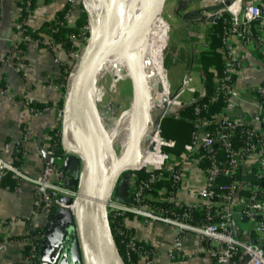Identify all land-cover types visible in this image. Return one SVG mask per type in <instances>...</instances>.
Listing matches in <instances>:
<instances>
[{
    "label": "built area",
    "instance_id": "1",
    "mask_svg": "<svg viewBox=\"0 0 264 264\" xmlns=\"http://www.w3.org/2000/svg\"><path fill=\"white\" fill-rule=\"evenodd\" d=\"M76 0H67L70 10H74ZM221 5L220 11L207 16L211 20L222 19V36L217 53L221 58V68L213 70V92L207 103L200 104L205 96V90L200 92L199 98L191 100L187 105L182 104L179 98L184 93H195V88L190 86L185 79L179 91L174 96H169L159 117L152 120L150 131L142 140L140 162L136 172L146 175L140 179L136 176L129 187V195L125 201H112L111 196L107 203L108 213L128 214L141 217L144 220H153L178 226L181 230L190 228L200 234L206 241V250L215 264H236L240 256L244 255V264H264V81L256 87L257 113L254 117L255 126H250L232 116L236 105L239 103L234 89L235 77L246 66L248 50L254 47L255 53L264 56V0H254L242 3L240 0H213ZM27 14L31 13L29 0H20ZM23 8H20V13ZM68 10V11H70ZM67 16V15H66ZM25 21H18L15 25V44L9 52L8 58H14L22 53L21 45L26 46L33 40L26 33L23 25ZM57 29L50 28L49 33ZM90 32V23L79 31V34H69L67 39L72 43L73 50L65 52L61 44L54 41L51 34L44 35L39 44L53 52L64 53L66 61L62 76L64 88V101L70 91L73 75L81 60L85 44ZM210 40H203L202 45L209 47ZM257 54H255L256 56ZM5 90L0 86V96ZM208 103H221V108L210 116ZM31 113H49L50 107L44 106L38 110L30 102H25ZM193 106L190 142L184 146L182 154L178 157L166 150L173 149L175 142L164 139L161 135V123L168 116L178 119L177 112ZM174 107V110H171ZM62 116V108L57 109ZM30 137V132L23 128L16 139L6 141L0 149V180L5 173H9L16 180L19 187L23 175L19 165L25 156V145ZM62 149V148H61ZM57 148L51 144L42 153L43 168L41 174L33 181V207L35 211L49 219L53 209L70 208L62 199L69 198L76 201L78 184L75 185L62 167V158L67 151L63 150L62 156L57 154ZM152 155L153 163L141 164L145 156ZM190 164L194 171L203 177V182L191 192L196 196L195 201L184 203L178 199L177 193L182 184L184 174L183 164ZM224 178L227 182L218 184ZM169 180L176 189L168 196L158 191H152L157 182ZM162 193V194H161ZM154 203H165L173 206L172 210L163 211ZM237 208L241 216L253 223V231L257 238L243 240L235 236L232 225L233 208ZM181 209L180 213L175 209ZM189 209H198L204 212L203 224H192ZM108 212V210H107ZM128 217L124 218L125 220ZM117 233L122 236L123 232ZM32 234L24 240L30 248V255L25 258L26 264H39L35 262V252L42 240V230L38 238ZM126 242L124 257L126 264L132 263V254L137 253V242L133 235ZM180 239L174 244V249L180 247ZM172 253V252H171ZM153 252L138 254L136 264H153Z\"/></svg>",
    "mask_w": 264,
    "mask_h": 264
},
{
    "label": "crops",
    "instance_id": "2",
    "mask_svg": "<svg viewBox=\"0 0 264 264\" xmlns=\"http://www.w3.org/2000/svg\"><path fill=\"white\" fill-rule=\"evenodd\" d=\"M19 1L0 0V86L5 90L0 96V149L6 141L16 139L23 128L30 132V137L24 147L26 154L19 165L23 179L20 180L18 189L9 190L0 186V264H26L23 256L26 243L17 238H24L36 230H42V241L46 238L51 243L54 238H58L54 229L47 233L48 219L33 207V181L42 172V153L50 143L51 131L60 129L61 118L57 109L62 107L65 94L61 82V65L67 59L64 53L53 52L36 41L28 43L18 56L8 58L15 44V25L20 18ZM170 1L165 0L163 8H166V11L169 8L167 3ZM174 1L172 0V4ZM179 1L181 0L176 1L178 5H180ZM232 1L234 0L227 2ZM240 1L246 3L254 0ZM218 5L214 13L220 11L221 5ZM67 7L70 10L67 0H36L25 25L31 29H38L42 24L53 21L56 13ZM79 13L80 11L76 9L68 11L66 16L68 26L76 27ZM209 14L204 12L202 17L192 15L185 5L168 19L169 29L171 28L169 22H172V29L175 30L172 45L169 44L164 58L168 88L170 90L168 81L170 67L180 72L181 83L186 79L190 86L195 88V93L186 92L179 98L182 104L187 105L191 100L199 98L200 92L205 90L206 75L198 58L201 53L209 51V47H204L202 42L210 40L208 32L211 26L218 21L222 22L225 17L219 16L218 19L216 18L217 21L214 19L211 22L207 18ZM157 22L161 23L162 27L152 23L153 36L148 45L147 55L153 71L159 77L158 80L161 82L159 85L164 91L160 53L163 41L167 39L168 26L161 19ZM161 38L160 46L157 43ZM213 70H216L215 66L209 68L212 73ZM263 81L264 56L255 53L254 47H251L248 50L245 68L233 82V89L239 98L233 117L250 126L256 125L255 90ZM186 95L187 98H184ZM182 97L184 101L180 100ZM25 102L48 105L50 112L33 114ZM78 162L77 156L69 154L63 156L62 167L68 176L78 166ZM182 166L184 174L177 197L187 204L195 201L196 196L191 192L203 182V177L194 171L192 165L185 163ZM134 177L135 175L123 182L121 192L115 196L117 201H125L128 198L129 187ZM232 225L236 237L243 240L257 238V234L253 231V223L241 216L235 207L232 213ZM125 227L131 230L137 242L151 249L153 264H215L207 254L205 239L190 228L181 230L173 224L144 220L136 216L126 219ZM177 239H180L181 244L179 248L174 249ZM262 239L264 240V236ZM57 246L56 242L45 248L40 255L42 264H50ZM245 261L246 257L242 255L236 264H244Z\"/></svg>",
    "mask_w": 264,
    "mask_h": 264
},
{
    "label": "water",
    "instance_id": "3",
    "mask_svg": "<svg viewBox=\"0 0 264 264\" xmlns=\"http://www.w3.org/2000/svg\"><path fill=\"white\" fill-rule=\"evenodd\" d=\"M97 1L101 6V15L100 18H96L92 16L90 10H86L90 32L62 108L61 148L75 154L81 160L82 170L76 201L62 199L66 205L73 208H59L56 210L58 214L49 220L47 233L54 229L58 238H54L51 243L45 238L40 246L41 255L49 244L57 242L58 246L50 264H123L110 229L107 203L120 175L129 171L128 164L124 160H119L109 147L113 159V172L97 197V160L106 137L101 118L91 104L88 92L94 91L93 83L97 74L116 53L122 51L127 54L137 46L140 34L159 16L165 0H146L131 14L126 13L127 0ZM92 23L95 24L94 28L91 26ZM130 81L134 105L146 106L147 101L139 99V81L136 74ZM156 103H159L158 100ZM141 113L142 130L133 141L134 155L130 164L132 167L139 165L141 142L152 128L150 113L147 111ZM68 133L77 138L73 145L68 143ZM80 210L82 220L79 216ZM86 221L89 222L88 227L91 226L95 257L91 255L85 238ZM39 264H42L41 257Z\"/></svg>",
    "mask_w": 264,
    "mask_h": 264
},
{
    "label": "trees",
    "instance_id": "4",
    "mask_svg": "<svg viewBox=\"0 0 264 264\" xmlns=\"http://www.w3.org/2000/svg\"><path fill=\"white\" fill-rule=\"evenodd\" d=\"M31 3V9L34 8L36 0H29ZM20 8H23L22 12L20 13L19 21L26 20L29 14H27L24 10L23 4H19ZM69 7L59 11L56 13L55 18L51 22H47L42 24L38 29H31L26 25H23V28L25 29L26 33L30 36V38L33 41H40L44 35L51 34L54 41L58 44H61L65 52H70L73 50L72 43H70L67 39V36L69 34H79V31L83 29L87 24V15L85 12H81L76 20V27H70L66 23V15L68 14ZM57 29L54 33H49V29ZM222 28L223 24L221 21H218L217 23L213 24L208 32V37L210 39L209 44V51L201 53L198 62L200 63L201 67L203 68L205 75H206V85H205V96L201 100L200 104L207 103L208 98L213 92V83H212V77L213 73L209 71V68L211 66H215L217 72L220 71L221 68V58L220 55L217 54V50L220 47V40L222 36ZM88 37V33L86 34ZM21 50H24V46H20ZM65 66H62V76L63 71L65 70ZM63 80L61 79V82ZM44 106L48 105H38V104H32V107L40 110ZM221 103H208V113L203 114L204 116H210L213 113L217 112L221 108ZM178 119H174L173 116H168L165 119H163L161 123V135L164 139H170L175 142V146L173 149H168L166 152L175 155L180 156L183 152L184 146L190 142L191 138V132L193 131V125L192 123L188 122L187 119L192 120L194 118L193 115V106H188L180 111L177 112ZM60 132L59 129H55L51 131L50 133V141L55 148H57V154L59 156H62L63 150L61 149V141H60ZM20 165V164H16ZM134 175L137 178L143 179L146 177L145 174L141 172H134ZM227 182L226 179L220 178L218 180V184ZM0 186L2 188H6L9 190L15 189L17 186L16 180L12 179L11 175L9 173H5L2 176V179L0 180ZM176 189V186H174L169 180H162L155 184L154 190L152 193L154 195H158L157 192H163V196H168L174 192ZM153 206L166 211V210H172L173 206L171 204H165V203H154ZM175 212L180 213L181 209L176 208ZM189 212L192 217V224H203L205 222V216L204 212L198 209H189ZM109 217V225L112 232V236L115 242V245L117 247L118 253L124 258L126 261V258L124 257L125 250H126V242L129 241V237L132 236L131 230L127 229L124 224V218L128 217L130 218L131 215L128 214H118V213H110L108 215ZM121 230L123 232V235L120 236L117 231ZM38 230H36L34 233H32V238H38L40 235H38ZM27 237L24 238H17V240H25ZM137 247V253L132 254V263L136 264V261L138 259V254L147 253L150 254L151 249L145 246L144 244H141L139 242H135ZM42 244V240L39 242V246L35 252V262H39L40 259V246ZM30 255V248L28 246H24L23 249V256L24 258L28 257ZM127 263V262H126Z\"/></svg>",
    "mask_w": 264,
    "mask_h": 264
},
{
    "label": "rangeland",
    "instance_id": "5",
    "mask_svg": "<svg viewBox=\"0 0 264 264\" xmlns=\"http://www.w3.org/2000/svg\"><path fill=\"white\" fill-rule=\"evenodd\" d=\"M130 1L131 0H128V2H130ZM176 1L177 0H175L173 4H172V0L169 3H167L168 4L167 7H169V8L167 9V11H166V8L162 9L161 13L159 14V16L154 21L155 25H157V26L159 25L162 27L161 23L157 22L158 19H161L168 26V19L170 17H173V15L177 14L178 10H180L181 8H184L185 5H187V10L190 14H192V15L195 14L198 17H202V14L204 12L206 14L214 13L215 11H217L218 6H219L217 2H212L213 0H181V1H179L180 5H178L176 3ZM75 8H76V10H79L80 13L82 11L85 12L86 15L88 13L86 11L87 7L85 6L84 0H76L75 1ZM128 12L131 13L130 10ZM87 21L89 23L88 15H87ZM171 23L172 22H169V24L171 26L170 29L168 26L169 32H168V30L164 29V31L166 30V33H167V39H166V41L164 39L162 47H161V53H160L161 66H162V79H163V83H164L163 84V90L164 91H162V93L156 92V96L154 97V99L156 100L155 102H157V100H158L159 103H156V106L150 112L151 121L153 119H156L159 117L160 113L162 112V109H164L165 102L167 101V97L163 96L165 94V91L168 92V90H169L167 79H166V74H165V70H164V58H165L167 49L169 48V44H170V46L172 45V40L174 37V31L175 30L172 29L173 25H171ZM207 29H209V27ZM161 43H162V38L159 41V43H157V45L161 46ZM153 45H155V44H153ZM147 51H148V49H147ZM115 59L116 58L113 56L111 61H109V63H108L109 67H107L106 70H102L99 73V75L96 77V79L93 83L94 90L95 91L97 90L96 92H98V94H100L99 99L96 102V106H97V111L99 113L104 131H105V136L108 138H109L110 134L115 132L113 130V128L117 125V123L122 121L124 119V116L126 115V113L131 111L134 108L132 85H131V81H130V78H132L131 73L126 68L125 69L122 68L121 71L119 72V75L117 76V71L115 70V66H117V62H115ZM155 75L157 76V74H155ZM180 77H181V74L179 71H177L171 67L168 68V81L170 84V90H169L170 95L169 96H174L179 91V88L181 86ZM158 79H159V77L157 76V80ZM159 82H160V80H158V84H159ZM158 89H159V87H158ZM164 98H165V100H164ZM184 98H187V95L184 96ZM184 98L182 97L180 100L184 101L185 100ZM61 108H63V105ZM171 110H174V107H171ZM60 121H61V119H60ZM59 132H60V129H59ZM120 145H121V136L119 134H116L115 138L112 140L111 145H110L112 148V151L114 153H118L120 150ZM106 152H107V157L112 156L111 151H109L107 149ZM69 155L76 156L75 154H72V153H69ZM149 157H152V155ZM151 159H154V158H151ZM81 170H82V162L79 159L78 166H76V168L73 170V172H71V174L69 175V178L71 180V184H72V182H74L73 184H75V185L78 184L80 174H81ZM134 172H136V171H134V170L130 171L129 170V171H125L124 173H122L120 175V177L116 183V186L112 192V196H111L112 201L116 200L115 196H117L119 194V192H121L122 186L124 184L123 182H125L126 180H130L132 178V176L134 175ZM71 208H73V206ZM56 210L57 209H55V210L53 209L51 216H55L58 214V212H56ZM107 210L109 213L111 209L108 207ZM50 218L48 219V222H49ZM119 256H120L123 264H126L123 260V257L120 254H119Z\"/></svg>",
    "mask_w": 264,
    "mask_h": 264
},
{
    "label": "bare ground",
    "instance_id": "6",
    "mask_svg": "<svg viewBox=\"0 0 264 264\" xmlns=\"http://www.w3.org/2000/svg\"><path fill=\"white\" fill-rule=\"evenodd\" d=\"M145 1L146 0H131L130 2H128L127 0L126 13L131 14L136 8H138ZM84 3L87 9L90 10L92 16H95L96 18H100L101 6L97 0H84ZM129 10L131 11V13L128 12ZM91 26L94 28L95 24L92 23ZM152 36H153V25L151 23L149 28L147 30H144L140 34L136 47L131 49L127 54H124L122 51H120L116 53V55H114V57L116 58L115 62H117V66H115V70L117 71V76L119 75V72L121 71L122 68L124 69L126 68L131 73V76L136 74V77L139 81V99L141 101L146 100L147 105L143 107H138L137 105L135 106L133 103L134 108L131 111L127 112L126 115L124 116V119L119 123H117V125L113 128L115 132L110 134L109 138L105 136L106 141L103 143L101 152L97 160V164H98V174L96 177L97 197L103 191L105 185L107 184L113 172V159L112 156L107 157L106 150L107 149L109 150V147H111L110 146L111 142L115 138L116 134H119L121 136L120 150L118 153H115L116 156L118 157L119 160H124L125 162H127L129 170H133L137 168V167H132L130 164H132L133 162V155H134L133 141L135 137L142 130L141 111H143L144 113L147 111V113L149 114L156 106L154 99V97L156 96V92L162 93V89L158 84L157 77L148 60V55L146 54ZM108 63L104 66L102 70H106L107 67H109ZM98 75L99 73L97 74V76ZM96 91L95 90L93 92L89 91L88 96L90 98L91 104L97 109L96 102L98 101L100 94H98V92ZM166 95L167 92L165 91V95L163 96ZM150 131L151 132L153 131L152 128L150 129ZM76 140L77 138L75 135H71L70 133H68L69 144L73 145L76 142ZM149 156L151 155L145 156L142 159L141 162L142 165L145 163L154 162V159H151L153 158V156L152 157ZM81 212L82 211L80 210L79 216L80 219L82 220L83 216ZM85 223H86L85 238L87 241V245L91 255L95 257V247L93 244L91 226L88 227L89 222L86 221Z\"/></svg>",
    "mask_w": 264,
    "mask_h": 264
}]
</instances>
